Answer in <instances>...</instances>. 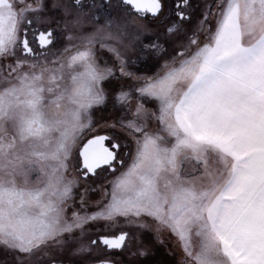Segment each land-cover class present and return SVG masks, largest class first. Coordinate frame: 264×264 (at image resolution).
<instances>
[{
  "label": "snow or ice",
  "instance_id": "obj_1",
  "mask_svg": "<svg viewBox=\"0 0 264 264\" xmlns=\"http://www.w3.org/2000/svg\"><path fill=\"white\" fill-rule=\"evenodd\" d=\"M157 247L264 264V0H0V264Z\"/></svg>",
  "mask_w": 264,
  "mask_h": 264
},
{
  "label": "flooded vegetation",
  "instance_id": "obj_2",
  "mask_svg": "<svg viewBox=\"0 0 264 264\" xmlns=\"http://www.w3.org/2000/svg\"><path fill=\"white\" fill-rule=\"evenodd\" d=\"M171 256L163 247H157L155 255L150 256L145 264H171Z\"/></svg>",
  "mask_w": 264,
  "mask_h": 264
},
{
  "label": "rangeland",
  "instance_id": "obj_3",
  "mask_svg": "<svg viewBox=\"0 0 264 264\" xmlns=\"http://www.w3.org/2000/svg\"><path fill=\"white\" fill-rule=\"evenodd\" d=\"M102 115H106V113H102Z\"/></svg>",
  "mask_w": 264,
  "mask_h": 264
}]
</instances>
